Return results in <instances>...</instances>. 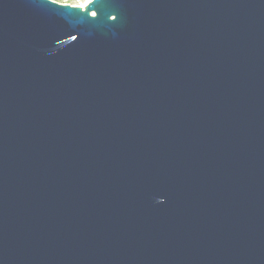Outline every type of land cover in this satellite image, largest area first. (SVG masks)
<instances>
[{"label": "water", "instance_id": "obj_1", "mask_svg": "<svg viewBox=\"0 0 264 264\" xmlns=\"http://www.w3.org/2000/svg\"><path fill=\"white\" fill-rule=\"evenodd\" d=\"M0 264H264V0H0Z\"/></svg>", "mask_w": 264, "mask_h": 264}, {"label": "rangeland", "instance_id": "obj_2", "mask_svg": "<svg viewBox=\"0 0 264 264\" xmlns=\"http://www.w3.org/2000/svg\"><path fill=\"white\" fill-rule=\"evenodd\" d=\"M55 1L60 2V3L78 5V6L85 7L86 4L92 0H55Z\"/></svg>", "mask_w": 264, "mask_h": 264}]
</instances>
